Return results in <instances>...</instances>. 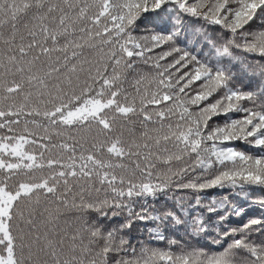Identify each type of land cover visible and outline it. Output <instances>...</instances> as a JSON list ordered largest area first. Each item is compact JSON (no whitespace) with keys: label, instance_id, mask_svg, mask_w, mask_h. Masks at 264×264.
<instances>
[{"label":"snow or ice","instance_id":"snow-or-ice-1","mask_svg":"<svg viewBox=\"0 0 264 264\" xmlns=\"http://www.w3.org/2000/svg\"><path fill=\"white\" fill-rule=\"evenodd\" d=\"M0 264H264V0H0Z\"/></svg>","mask_w":264,"mask_h":264},{"label":"trees","instance_id":"trees-1","mask_svg":"<svg viewBox=\"0 0 264 264\" xmlns=\"http://www.w3.org/2000/svg\"><path fill=\"white\" fill-rule=\"evenodd\" d=\"M169 7L171 8L173 6L169 5ZM161 15H163V14H161ZM147 18L149 20L155 21V23L151 24L150 27L155 29L156 32H163L167 28V24H165L161 20L160 16L152 14V15H148ZM164 20H167V16H164ZM187 24L189 25V27H188V31L189 32H191L193 28H198L200 26L199 23H197L194 18H190L187 21ZM142 27H143V25H142ZM190 38H192V37H190ZM242 116H243L242 113L232 114V118H235V119L242 118ZM220 122H222V119H221ZM234 145L239 150L249 152L250 154H253V155L257 154V152L259 151L258 149H253V148H251V146L245 145L243 142H234ZM208 195H215V196L219 197L221 195H224V193L220 192L219 190L214 189V190H211L208 193ZM230 199L232 200L233 203L239 205L240 207L246 208L247 212H246L245 215H242V216H239V217L234 216V215H229L228 219L226 221V226H228V227H239L243 223H245L249 218H252L254 216H258V215L261 214L260 209H259V207L257 205L247 203V202H245V201H243V200H241V199H239L237 197H230ZM148 203H149V205L152 206L150 208V212H153V213H154L155 209H159L161 207V201L153 202L152 200H149ZM146 227H147V225L137 224L133 228V233L137 234L138 230L146 228ZM142 238L143 239L147 238V233L146 232H145V234H144V236ZM152 246L153 247H161V248H163L164 244H163V242H156Z\"/></svg>","mask_w":264,"mask_h":264}]
</instances>
